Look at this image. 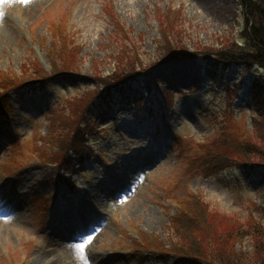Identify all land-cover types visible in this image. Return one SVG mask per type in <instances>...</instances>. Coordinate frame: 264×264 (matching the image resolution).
Here are the masks:
<instances>
[{"label": "rangeland", "instance_id": "374dc122", "mask_svg": "<svg viewBox=\"0 0 264 264\" xmlns=\"http://www.w3.org/2000/svg\"><path fill=\"white\" fill-rule=\"evenodd\" d=\"M243 16L238 0L0 4V74L13 78L33 65L48 74L52 51L76 53L77 70L53 79L49 95L27 89L6 99L19 140L9 148L0 140V264H174L180 251L214 257L204 246L215 235L225 242H213L215 251L254 253L257 222L264 226V164L237 161L247 157L240 141L264 149V76L255 67L220 71L219 61L202 57L157 63L94 116L88 140L96 154L68 178L74 188L59 181L48 192L42 180L57 150L47 142L56 116L67 114L66 101L97 90L92 76L114 71L122 51L136 46L153 63L172 25L190 50L247 45ZM216 145L222 153L214 160L225 166L207 170ZM10 163L12 173H3Z\"/></svg>", "mask_w": 264, "mask_h": 264}, {"label": "trees", "instance_id": "16d2710c", "mask_svg": "<svg viewBox=\"0 0 264 264\" xmlns=\"http://www.w3.org/2000/svg\"><path fill=\"white\" fill-rule=\"evenodd\" d=\"M238 3L244 15L242 35L244 36L247 45H241L238 42H235L230 44V46H236L234 48L229 46L226 48H217L211 45L197 44L194 47L192 46L190 50V48L186 46V43H184L185 34L180 33L179 30H174L172 25V27H169L170 30L163 32L164 34L161 32L164 40H160L157 43V51L160 52V54L157 56V60L153 61V63L147 64L145 59L139 55L138 48L136 46H131L128 50L125 52L122 51L120 55L116 57L114 71L105 75L94 74L92 77L96 80L99 88L97 90L88 89L82 93L83 96L78 97L77 95L74 100L66 101V104L69 103L67 114H63L64 116H56L55 121L51 126L52 134L49 137V142L51 145L56 144L57 150L49 162L53 167L50 175L60 176L61 174L67 173L73 163L71 156L77 158H80L81 156L88 158L91 157L94 151L92 145L88 141V137L94 129L95 124L93 122V117L96 112L102 111L103 109L105 111L109 108V104L106 109L102 103H98L99 100H105L106 102L111 100L112 92L116 89L120 91L122 84L125 82L127 83V80L131 79L129 77L136 75L139 72H144L155 66L157 63L167 62L173 58H211L220 62V71L226 70L232 65H241L246 68L255 67L260 70L264 76V0H238ZM75 55L73 54L66 58H62L64 57L63 54L57 51H52L50 54V58H52V63L50 65L51 71L48 74L46 72L44 73L36 65H33V67L30 68L32 70L23 69L22 71H19V73L15 74L13 78L7 77L8 74L5 73L0 74V120H6V115L4 113L7 104L6 99H8L12 91L20 93L18 90L22 87L31 83H37L43 86V88H46L48 91L47 95H49L54 88L53 79L58 80L56 77L59 76V74H75L77 72L73 67L76 63ZM57 59L58 64L56 63ZM12 88L13 90H11ZM86 95H88V97H85ZM58 128L61 129V131L57 130ZM53 131H57V133ZM257 137L259 138V136L256 135V138ZM240 142L242 143H240L238 147H241V152L247 157L241 159L242 161H237V163H239L237 165L244 167L246 164H264V149L262 146H258L250 141ZM218 145L213 147L206 155L207 158L204 163L207 165V161H209V167L206 168L207 170L208 168L211 171L218 170L225 166L223 164H217L214 160L219 152L222 153L221 146L218 147ZM66 159H68V161L64 165ZM11 164L12 163H10L8 168L4 170L5 172L11 170ZM14 167H16V165ZM191 200H194V197H191ZM196 203V201L193 203L191 201V203L188 204L190 205L188 208L192 206L193 209V206ZM184 210L183 214L185 213ZM177 218L181 222L183 217L179 214ZM176 220V216L171 220L172 226L176 223ZM196 223L194 222L192 224L196 226ZM257 224V231L253 236L255 246L253 254L247 253L244 256L243 253H238L235 256L221 253L224 249L215 251V249H212L213 242L217 243L218 247H221L222 245L224 246L225 243L223 240L219 239L220 235H215L216 237L207 240V244L204 246V248L212 251L215 258L211 257L207 259L200 254L191 255L180 251L176 253L177 259H175L174 264H264V226L262 227L259 225V222H257ZM171 239L172 237L170 236V241ZM192 239L193 238H191V240ZM186 245V243H182L180 248L186 251ZM173 250L175 249H172V251Z\"/></svg>", "mask_w": 264, "mask_h": 264}, {"label": "bare ground", "instance_id": "6f19581e", "mask_svg": "<svg viewBox=\"0 0 264 264\" xmlns=\"http://www.w3.org/2000/svg\"><path fill=\"white\" fill-rule=\"evenodd\" d=\"M10 1H12V0H0V4L1 3H3V4H6V3H9ZM181 61H184V60H178L177 62H181ZM173 63V62H172ZM162 81H164V80H162ZM166 81V80H165ZM164 81V82H165ZM166 82H168V81H166ZM173 85L175 86L176 85V82H173ZM27 89H39V91H40V88H38V87H26V88H24L22 91H21V93L20 94H22V93H25L26 92V90ZM98 103H102V105L103 106H108V103L105 101V100H99V102ZM109 109V108H108ZM99 116H101V115H99ZM99 116H97V117H99ZM53 132H56L57 133V131H53ZM50 140V139H49ZM49 140H47V142H49ZM46 142V141H45ZM48 179H50V176L49 175H46V176H44L43 178H42V180L43 181H46V180H48ZM59 179V178H58ZM55 182H52L53 184H52V187H53V189H55V187H56V185H57V180L55 179L54 180ZM62 236L64 237V234H62Z\"/></svg>", "mask_w": 264, "mask_h": 264}, {"label": "snow or ice", "instance_id": "6c2138e0", "mask_svg": "<svg viewBox=\"0 0 264 264\" xmlns=\"http://www.w3.org/2000/svg\"><path fill=\"white\" fill-rule=\"evenodd\" d=\"M24 2H27V0H24Z\"/></svg>", "mask_w": 264, "mask_h": 264}]
</instances>
